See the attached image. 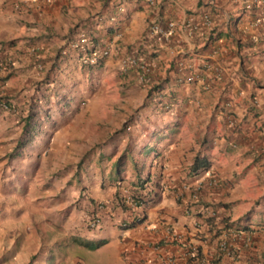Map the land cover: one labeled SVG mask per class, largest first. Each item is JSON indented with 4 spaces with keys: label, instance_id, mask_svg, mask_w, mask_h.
<instances>
[{
    "label": "crops",
    "instance_id": "crops-1",
    "mask_svg": "<svg viewBox=\"0 0 264 264\" xmlns=\"http://www.w3.org/2000/svg\"><path fill=\"white\" fill-rule=\"evenodd\" d=\"M169 23L172 32L155 40L151 26L167 31ZM80 31L88 32L95 50L107 51L99 64H82L69 48ZM3 55L14 60L4 94L15 97L0 109L3 156L19 142L29 95L39 98L38 109L45 102L54 112L63 104L82 108L107 91L122 94L116 107L132 116L120 133L103 131L88 167L77 172L73 166L62 184L51 177L30 184L82 185L93 198L108 200L126 195L123 188L137 173L155 174L153 185L163 187L145 220L117 231L107 223L99 232L108 239L118 232L119 258L122 249L136 264H264V1L0 0ZM128 57L137 64H125ZM29 68L38 75L49 70L43 90L26 86ZM189 72L194 81H179ZM60 91L74 99L58 101ZM51 111L46 125L53 128H42L22 148L34 166L59 151L50 134L64 112L55 117ZM123 153L128 166L119 181L116 160ZM196 155H206L210 168L193 172ZM245 215L247 227L235 230ZM66 217L69 225H83L82 209ZM16 253V264H24Z\"/></svg>",
    "mask_w": 264,
    "mask_h": 264
},
{
    "label": "rangeland",
    "instance_id": "rangeland-1",
    "mask_svg": "<svg viewBox=\"0 0 264 264\" xmlns=\"http://www.w3.org/2000/svg\"><path fill=\"white\" fill-rule=\"evenodd\" d=\"M6 57L10 58L12 55ZM29 69L24 74L26 86L33 88L34 91H37L39 87H46L51 79L49 70L38 75L36 72L31 73L32 69ZM16 78V82L21 81L20 78ZM59 94L66 103L71 101L67 100V97L74 99V96H68L64 91H60ZM121 95V93L107 91L95 101L87 98L88 102L82 108L70 109L68 104H63L60 110H53L54 112L48 108L55 113V117L64 112L63 118H60L57 127L50 134V136L56 134L53 151L54 149L59 151L55 156L44 155L42 159H39L37 166L31 163L33 160H30L28 156L18 157L19 150L15 151L18 141L8 155L3 156V153H0V227L5 223L17 225L15 227L18 232L17 237H23L22 240H18V244L23 241V246L15 251L20 253L24 264H128V259L131 260L130 264L137 263L130 255H126L127 250L120 251L126 262L123 258H119L121 241L118 239V232L107 243L96 248H88L83 242H96L103 238L100 231L93 228L87 229L84 225L74 227L73 223L69 225L66 222V215L73 210V203L86 189H82V185H30L36 182L35 179L45 182L47 177H51L56 184H62V177L66 176L73 166L77 172L88 167L95 148L102 144L101 137L105 138L103 131L120 133L132 116L123 109L124 107L121 109L116 107L120 105L118 99ZM95 102L115 103V105L111 107L110 104L100 109L94 108ZM19 138L21 136L18 140ZM47 144L50 143L47 141ZM85 147L90 148L85 151ZM65 151L68 157L62 159ZM81 153H83L82 156ZM41 161L44 163L41 164ZM6 163H8L7 166ZM6 167V174L10 176L7 180L3 173ZM131 167L133 168V165ZM84 202L85 198L82 197L77 204L81 205ZM22 209L23 212L18 213ZM77 210L80 211V209ZM257 217L260 218L259 215ZM257 217L253 219L256 221ZM119 220L120 218L116 217L111 222L119 223ZM2 240L5 241L3 235ZM30 240L38 245V251L34 255L28 252L34 251L30 250L31 245L28 244ZM4 255L6 253L0 254V258ZM13 258L18 256L15 255Z\"/></svg>",
    "mask_w": 264,
    "mask_h": 264
},
{
    "label": "trees",
    "instance_id": "trees-1",
    "mask_svg": "<svg viewBox=\"0 0 264 264\" xmlns=\"http://www.w3.org/2000/svg\"><path fill=\"white\" fill-rule=\"evenodd\" d=\"M3 72V69L0 66V74ZM11 73L9 72L6 76L0 77V80L7 79ZM2 99H10L9 97H1ZM39 98L36 97V95L28 96L27 101V107L25 109V115L24 117V125H23V133L29 132L31 128L34 129L33 121L36 116L35 112L36 110L34 107L37 105L36 101ZM8 102V101H7ZM43 107V106H42ZM27 141L23 140L20 141L18 144L19 146H22L26 144ZM18 149V146L16 147V150ZM127 155L126 153H123L120 155L116 160V166L118 169V180L122 181V174L127 169ZM211 166V161L208 159L206 155H196L194 162L191 166V169L193 172H198L200 170H207ZM136 180L129 183V185H125L124 191L127 192L126 195H115V197L108 199L106 201H103L101 203L91 199L93 203H95L96 210H100V216L101 218L106 217H115L114 212L115 210L119 209L120 212H122V215L124 217L122 221V225L125 228H133L137 226L138 224L142 223L146 218V210L147 208H150L154 205L157 196L159 192L157 189H162V185H153L155 182V174L151 172L147 173H137L136 174ZM118 188L120 185H117ZM153 186H156L154 188ZM148 187H152L150 190H148ZM102 206H99L101 205ZM126 216H133L132 220H127ZM87 217L90 219L92 218V213L87 214ZM249 215H245L244 217H241L236 220L235 222V230H240V228L243 226L245 227L248 221ZM125 222V223H124ZM234 224V223H233ZM247 227V226H246ZM245 227V228H246ZM107 243V240L105 239H99L96 242H83L84 246L88 248H96L103 244ZM130 264V263H128Z\"/></svg>",
    "mask_w": 264,
    "mask_h": 264
},
{
    "label": "clouds",
    "instance_id": "clouds-1",
    "mask_svg": "<svg viewBox=\"0 0 264 264\" xmlns=\"http://www.w3.org/2000/svg\"><path fill=\"white\" fill-rule=\"evenodd\" d=\"M1 62H2V64H1ZM0 66H1V68L3 69V72L0 74V77H4V76H6L9 72L10 73H12V69H13V60L12 59H10L9 57H6V56H1L0 57ZM5 72H6V74H5ZM10 77V76H9ZM8 77V78H9ZM7 78V79H8ZM7 79H5V80H0V109L1 110H7V108L9 107V105L11 106L12 104H13V102L15 101V97L14 96H8L7 94H4V90L6 89L5 88V81L7 80ZM45 87H39L38 89H37V91H39V90H43ZM35 95V94H34ZM56 95H57V97H58V101H61L62 99H63V97L62 96H58V94H57V92L55 93V97H56ZM9 97L10 99H2L1 97ZM37 97V96H36ZM38 98V97H37ZM8 101V102H7ZM36 107V112H35V114H36V119L33 121V125H34V129L33 128H31L30 129V131L29 132H24L23 134H21V138L19 139V142L20 141H23V140H25V141H27V143L26 144H24V145H22V146H19V142L16 144V147L18 146V149L17 150H19V154H18V157L19 158H24V156H22V154H23V151H22V148L24 147V146H26V145H28L29 144V142H30V140L29 139H31L32 138V136H35L36 135V132H42L41 131V129L42 128H45V129H52L53 127L52 126H48L47 127V125H46V123H47V119H51V117H50V115L48 114L49 112L47 111L48 109H46L47 108V105L45 104V102H44V104H43V107H40L39 109L37 108V105L35 106ZM11 108V107H10ZM46 133V132H45ZM16 149H15V151H17ZM26 157V156H25ZM6 169H7V167H6ZM13 170V169H12ZM4 173V172H3ZM83 188H86V187H82V189ZM158 191H159V189H158ZM85 198V202H84V204H81V205H78L77 203L79 202V200L81 199V198ZM91 199H93V200H95V201H97V202H99V203H101V202H103V201H106V200H98V199H95V198H93L91 195H90V193H89V191L87 190V188L86 189H84L83 190V192L80 194V196H78V198H77V201L75 202V203H73V208H75V209H82L83 210V222H82V224L87 228V229H95V230H98V231H102V230H104V229H106L105 228V225L108 223H111V224H109L110 226L109 227H112V228H114L115 229V227L117 226L119 229H121V230H123L125 227L124 226H121L122 225V221H123V219H124V217H123V215H122V212H120V213H116V212H114V215H115V217H106V218H101V220H100V222H99V224H98V226L97 227H91L90 226V220L92 219V218H94V215H95V213L98 211V210H96V208H95V203H93L92 201H91ZM77 206V207H76ZM21 212H23V210H20L18 213H21ZM89 213H92V218H88L87 217V214H89ZM98 214H100V212L98 213ZM116 217H119L120 218V220H119V223H112L111 222V220H114ZM127 220H132L133 219V216H126L125 217ZM106 219H108L110 222H107L106 221ZM125 223V222H124ZM15 225L16 224H14V225H12L11 226V229H7V228H0V233H1V236H0V243H2L1 245H0V254H2V253H6V255H4V256H2L1 258H0V264H16V260H17V258H13L15 255L16 256H18V254L16 253V249H18L20 246L22 247L23 246V241H21V244H18V240H22V238L23 237H17V234H18V232H17V230L15 229ZM122 227H123V229H122ZM2 235H3V237H5V241L4 240H2ZM27 235V234H26ZM12 237V238H11ZM26 238H28V237H26ZM25 238V239H26ZM100 239H105V240H109L108 238H100ZM99 240V239H98ZM31 241V240H30ZM29 244V243H28ZM36 247V243L35 244H33V245H31V249H34ZM192 249H195L196 250V255H191L190 254V256L191 257H197V249L196 248H190V249H188L189 250V253H190V251L192 250ZM14 252V254H12ZM22 253V252H21Z\"/></svg>",
    "mask_w": 264,
    "mask_h": 264
},
{
    "label": "built area",
    "instance_id": "built-area-1",
    "mask_svg": "<svg viewBox=\"0 0 264 264\" xmlns=\"http://www.w3.org/2000/svg\"><path fill=\"white\" fill-rule=\"evenodd\" d=\"M135 1H138V0H135ZM144 1L147 2L150 6L154 5L156 2V0H144ZM261 1H264V0H261ZM121 7H122V3H120L118 5V8H121ZM98 20H101V18H99ZM173 28H174L173 23L168 24V30L167 31L159 25H152L151 29H150V33L155 34L154 38H155V40H157V39H161L162 36L165 35L166 33L169 34L170 32H172ZM91 40L89 39L88 32L80 31L79 35L76 37V39L72 40L69 43V46H70L69 48L71 50L77 51V53L79 54V56L81 58L82 64H84L86 66L99 64L102 61V59L107 55V51L105 49L95 50L94 46L90 45ZM1 64H2V62H1ZM125 64L135 65V64H137V59L135 57H128L127 62ZM140 65H142V64H139V66ZM195 77H196V75L193 72L182 73V76L179 78V81H181V82H192L195 80ZM153 187L156 188V186H153ZM151 188L152 187H148V190H150ZM157 191H158V189H157ZM99 206H102V204ZM99 212H100V210H98L95 213L94 218H92L89 221L90 222L89 224L91 227H97L98 226V224L101 220V216H100V214H98ZM190 254L196 255V250L192 249L190 251Z\"/></svg>",
    "mask_w": 264,
    "mask_h": 264
}]
</instances>
